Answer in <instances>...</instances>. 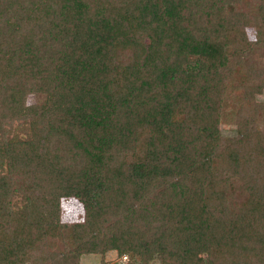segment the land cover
<instances>
[{"label": "trees", "instance_id": "1", "mask_svg": "<svg viewBox=\"0 0 264 264\" xmlns=\"http://www.w3.org/2000/svg\"><path fill=\"white\" fill-rule=\"evenodd\" d=\"M255 46L264 0H0V264H264Z\"/></svg>", "mask_w": 264, "mask_h": 264}, {"label": "rangeland", "instance_id": "2", "mask_svg": "<svg viewBox=\"0 0 264 264\" xmlns=\"http://www.w3.org/2000/svg\"><path fill=\"white\" fill-rule=\"evenodd\" d=\"M242 61H243L242 64H245V63L255 64L256 63V65H264V48L255 46L253 49L249 51V53L245 57L242 58ZM254 98H255V101L264 103V89L261 93L256 94ZM28 99L34 100L32 95H30ZM256 108L257 110L255 111L254 120L251 126L258 127V129L259 128L261 129L264 126L263 125L264 124V107L258 108L256 106ZM231 109L232 108H229L228 110L223 109V112H222L223 115L220 118L222 122L221 131L224 135H235V130L232 128L236 126L233 123L234 117H230L226 115V113L229 112V110ZM229 120L233 122H230ZM11 130L12 132L18 133L20 136L22 135L24 136L26 134L25 131L27 129H26L25 124H21L20 122H13L12 126L10 127V131ZM233 196L235 197L236 200L240 201L241 196L237 190L235 191ZM17 202H18V198L13 196L11 198V203L16 204ZM69 208L75 211V210H78L80 206L78 208V206H76L75 203L73 202L70 204L68 208H66V213H69L70 211ZM3 221L4 222L6 221V217L1 218V222ZM129 262L130 260L127 257V255L118 256L116 251L110 250V251H107L103 256L98 253L96 254L95 253H84L80 257L79 264H129Z\"/></svg>", "mask_w": 264, "mask_h": 264}]
</instances>
